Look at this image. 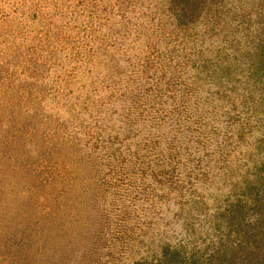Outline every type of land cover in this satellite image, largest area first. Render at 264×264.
<instances>
[{"label":"rangeland","instance_id":"obj_1","mask_svg":"<svg viewBox=\"0 0 264 264\" xmlns=\"http://www.w3.org/2000/svg\"><path fill=\"white\" fill-rule=\"evenodd\" d=\"M263 191L264 0H0V264H240Z\"/></svg>","mask_w":264,"mask_h":264},{"label":"trees","instance_id":"obj_2","mask_svg":"<svg viewBox=\"0 0 264 264\" xmlns=\"http://www.w3.org/2000/svg\"><path fill=\"white\" fill-rule=\"evenodd\" d=\"M264 205V191L260 198ZM264 244V222H260L248 233L245 234L239 243V249L242 251L240 256L243 260L240 264H264V248L260 250Z\"/></svg>","mask_w":264,"mask_h":264}]
</instances>
